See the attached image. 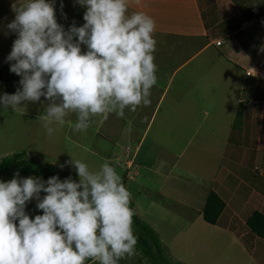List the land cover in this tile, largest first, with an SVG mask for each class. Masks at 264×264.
<instances>
[{
	"label": "rangeland",
	"instance_id": "rangeland-1",
	"mask_svg": "<svg viewBox=\"0 0 264 264\" xmlns=\"http://www.w3.org/2000/svg\"><path fill=\"white\" fill-rule=\"evenodd\" d=\"M54 6L57 22L66 30L73 23L83 25L85 9L74 0H54ZM135 8H128V15L140 12ZM14 15L5 0H0V68L8 64L6 57L16 39L6 27ZM153 38L160 45L156 43L153 53L157 83L150 90L149 106L125 109L123 117L115 113L93 117L90 127L81 133L73 132L76 114L69 113L62 126L53 125L57 130L52 136L46 134L39 119L46 116L48 101L43 97L41 102H25L14 112L0 108V160L23 153L58 170L71 155L86 163L90 171H98L107 162L130 191L138 218L157 232L173 260L184 264H264V239L253 236L242 221L238 228L244 227L240 232L243 238L238 240L237 233L225 226L226 218L212 226L201 215L209 192L218 187L215 180L220 166L231 170L228 184H234L236 178L240 182L223 197L230 208L234 199L247 196L254 188L264 197V161L261 155L260 159L250 155L247 141L251 130H226L232 111L225 98L232 88L226 84L234 70L225 61L212 64L216 55L210 51L189 62L196 48L194 39L179 37L178 51H174L169 37L153 34ZM253 99L262 101L264 89ZM242 100L251 104L249 97ZM255 133L263 138L260 148L264 150V135L260 130ZM227 144L230 148L225 157L232 160L222 157ZM252 148H257L256 143ZM63 169L78 182L75 168ZM13 174L0 180L9 181ZM26 211L31 217L42 214L36 210L35 200ZM246 217L244 214L243 219ZM138 258L136 252L118 264H139Z\"/></svg>",
	"mask_w": 264,
	"mask_h": 264
},
{
	"label": "clouds",
	"instance_id": "clouds-1",
	"mask_svg": "<svg viewBox=\"0 0 264 264\" xmlns=\"http://www.w3.org/2000/svg\"><path fill=\"white\" fill-rule=\"evenodd\" d=\"M74 2L85 9L82 26L66 30L59 24L54 0H15L14 19L6 26L16 35L6 62L20 87L0 95V108L14 112L43 97L46 116L39 119L48 136L69 113L76 114L73 132L81 133L93 117H123L125 109L149 106L157 83L150 16L128 15L129 0ZM70 157L60 167L75 168L78 182L19 172L0 180V264H118L136 255L131 193L121 176L107 162L90 171ZM32 200L42 214L26 211Z\"/></svg>",
	"mask_w": 264,
	"mask_h": 264
},
{
	"label": "crops",
	"instance_id": "crops-1",
	"mask_svg": "<svg viewBox=\"0 0 264 264\" xmlns=\"http://www.w3.org/2000/svg\"><path fill=\"white\" fill-rule=\"evenodd\" d=\"M18 2L24 3L26 0ZM14 3L15 0H5V4L11 7V12H14ZM130 7H136L140 12L150 15L155 22L153 34L162 36L163 39L169 37V43L175 46L172 50L178 51L179 37L188 38L189 41L196 40V48L189 62L196 56L210 51L216 55L212 64H223L225 61L226 65L234 70L229 73L226 84V87L232 88L230 93L228 91L230 95L225 97L230 100L228 110H232L229 115L231 123L227 122L226 130L250 129V139L247 141L250 145V155L257 159H260L261 155L264 161V150H261L263 138L255 133L260 130V134L264 135V99H253L254 96L257 97V92L264 89V0H129V9ZM218 42L221 44L217 45ZM159 45L160 43H157V46ZM248 72L251 74L248 75ZM245 97H249L250 105L242 100ZM220 111L223 114L225 112ZM255 143L257 148L251 149V145ZM229 148L230 144H227L223 158H227L225 155ZM238 164L240 165L239 160ZM220 167L215 180L218 187L216 185L212 191L223 198L229 189L238 186L240 182L236 178L234 184H228L229 178L232 177L231 170ZM261 167L264 170V164ZM263 174L262 172L261 175ZM223 200L225 201L224 198ZM234 200L236 202H233V208L226 203V209L220 219L226 218L225 226L231 228L230 231L239 233V237L236 234L239 240L243 238L240 232H243L244 227L239 225L242 228L239 229L238 222L242 221L246 227V221L253 212L264 214V197L254 188L247 196ZM244 214H247L245 219ZM235 226L238 229L234 228Z\"/></svg>",
	"mask_w": 264,
	"mask_h": 264
},
{
	"label": "trees",
	"instance_id": "trees-1",
	"mask_svg": "<svg viewBox=\"0 0 264 264\" xmlns=\"http://www.w3.org/2000/svg\"><path fill=\"white\" fill-rule=\"evenodd\" d=\"M218 42L217 45H220ZM9 63L0 68V78H2L0 90L2 95L4 93L14 94L19 88L18 76L9 71ZM258 171V170H257ZM19 172L24 176H38L47 180L53 175H59L61 180L71 176L73 180L74 175L65 169H56L51 164H41L39 161H34L26 154L20 153L15 156L6 157L0 160V179L8 177L12 173ZM77 181V180H76ZM133 211V231L138 237L136 245V252L139 254L137 263L142 264L143 260L147 264H184L180 261L173 260L163 247L157 232L145 221L138 218V214L134 209V204L130 200L129 205ZM226 209V202L216 192L210 191L206 199V203L202 209L201 215L203 220L212 226H216ZM246 227L250 230L251 234L258 238L264 239V214L255 211L246 221ZM95 263V261L87 260L85 264Z\"/></svg>",
	"mask_w": 264,
	"mask_h": 264
},
{
	"label": "built area",
	"instance_id": "built-area-1",
	"mask_svg": "<svg viewBox=\"0 0 264 264\" xmlns=\"http://www.w3.org/2000/svg\"><path fill=\"white\" fill-rule=\"evenodd\" d=\"M219 44H220V43H219ZM247 74H248V75H250V74H251V72H248Z\"/></svg>",
	"mask_w": 264,
	"mask_h": 264
},
{
	"label": "water",
	"instance_id": "water-1",
	"mask_svg": "<svg viewBox=\"0 0 264 264\" xmlns=\"http://www.w3.org/2000/svg\"><path fill=\"white\" fill-rule=\"evenodd\" d=\"M1 79V78H0ZM0 89H2V85H0Z\"/></svg>",
	"mask_w": 264,
	"mask_h": 264
}]
</instances>
